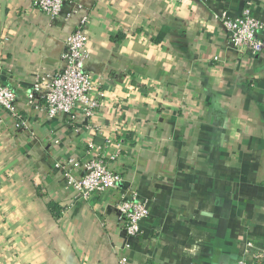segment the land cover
Listing matches in <instances>:
<instances>
[{
  "label": "crops",
  "instance_id": "crops-1",
  "mask_svg": "<svg viewBox=\"0 0 264 264\" xmlns=\"http://www.w3.org/2000/svg\"><path fill=\"white\" fill-rule=\"evenodd\" d=\"M35 3L0 0V86L25 122L0 109V264H233L248 241L264 253V55L234 49L218 17L264 22V0H65L55 19ZM81 17L98 106L49 117L26 95L62 67ZM95 157L120 181L85 200L66 175ZM122 198L147 202L141 236L124 232Z\"/></svg>",
  "mask_w": 264,
  "mask_h": 264
},
{
  "label": "built area",
  "instance_id": "built-area-1",
  "mask_svg": "<svg viewBox=\"0 0 264 264\" xmlns=\"http://www.w3.org/2000/svg\"><path fill=\"white\" fill-rule=\"evenodd\" d=\"M64 1L36 0L35 4L43 14L55 19L61 13ZM80 8V5L73 6L66 16L76 15ZM218 17L234 49L264 55V22L254 18L249 8H244L240 15L234 18L225 13ZM85 23L86 17L77 19L73 31L66 37L61 55L62 67L51 78H39L27 92V103L42 108L49 117L58 114L69 115L75 111L91 116L98 106L91 97L93 84L84 65L87 58ZM15 100L16 94L13 90L0 86V109L14 118L16 126H24L25 122L17 112ZM66 177L68 185L85 200L92 194L114 189L120 181L119 174L110 170L106 160L101 157H95L85 165V171L80 178L76 179L71 174ZM117 210L124 232L130 237L141 236L140 223L149 216L147 202L122 198L117 204ZM253 249L252 242H246L245 256L233 264L261 263L264 253L254 252ZM125 261V258L121 259L122 263Z\"/></svg>",
  "mask_w": 264,
  "mask_h": 264
}]
</instances>
